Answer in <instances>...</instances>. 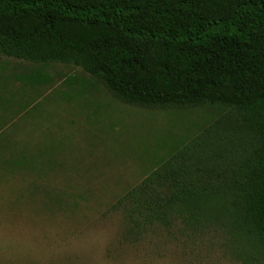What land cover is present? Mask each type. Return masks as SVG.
I'll list each match as a JSON object with an SVG mask.
<instances>
[{"label": "trees", "instance_id": "obj_1", "mask_svg": "<svg viewBox=\"0 0 264 264\" xmlns=\"http://www.w3.org/2000/svg\"><path fill=\"white\" fill-rule=\"evenodd\" d=\"M0 56L79 66L141 108L219 109L117 208L140 230L230 222L264 264V0H0Z\"/></svg>", "mask_w": 264, "mask_h": 264}, {"label": "rangeland", "instance_id": "obj_2", "mask_svg": "<svg viewBox=\"0 0 264 264\" xmlns=\"http://www.w3.org/2000/svg\"><path fill=\"white\" fill-rule=\"evenodd\" d=\"M222 117L129 105L79 66L0 56V264H260L230 222L140 230L117 208Z\"/></svg>", "mask_w": 264, "mask_h": 264}]
</instances>
